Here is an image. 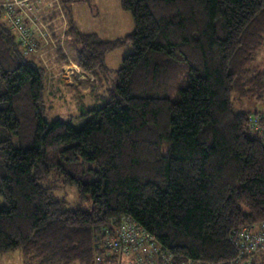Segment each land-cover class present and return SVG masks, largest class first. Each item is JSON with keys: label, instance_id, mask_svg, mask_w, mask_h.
<instances>
[{"label": "trees", "instance_id": "obj_1", "mask_svg": "<svg viewBox=\"0 0 264 264\" xmlns=\"http://www.w3.org/2000/svg\"><path fill=\"white\" fill-rule=\"evenodd\" d=\"M10 1L0 0V256L95 264L107 228L131 216L175 264H230L235 232L264 220V0H121L135 28L112 40L80 30L71 4L85 0H53L46 16L27 9L32 49ZM44 28L48 56L92 74L93 89L112 82L82 101L80 128L46 114ZM127 46L111 70L107 55ZM52 172L90 208L44 186Z\"/></svg>", "mask_w": 264, "mask_h": 264}, {"label": "rangeland", "instance_id": "obj_2", "mask_svg": "<svg viewBox=\"0 0 264 264\" xmlns=\"http://www.w3.org/2000/svg\"><path fill=\"white\" fill-rule=\"evenodd\" d=\"M28 2H31L30 4H33V7L35 6L34 9L38 7L36 11H42L41 16H46L52 12L53 0H28ZM71 7L74 17L76 15L77 25L85 33L94 32L104 40H112L134 31V17L131 12L122 8L121 0L75 1V3L71 4ZM59 14L61 16L59 19L57 18L56 22L62 33L58 34H61V37H63L64 30L67 28V15L63 7H61ZM62 19L63 21L61 22ZM41 21L44 24L46 23L45 20L41 19ZM39 25L40 27L44 26L41 23ZM43 31V46L42 44L40 45L42 46L40 49L43 51L41 56L49 66L48 87L45 92L46 114L50 119H54L57 116L66 120L70 119L76 127L80 128V126L84 125L90 119L88 113H83L82 101L87 105L93 104L97 99V94L105 89L107 91L106 93H108L109 87L107 86H111L112 82L108 79L104 80L101 87L93 89L94 76L92 74L85 73L79 65L75 68L73 65L75 63L74 61H69L68 63L65 61L62 63V61L58 60V54L56 52L53 57L48 56L47 54L52 51L49 47L53 43H51L45 28ZM52 42L55 43V41ZM62 43L69 57L73 58L75 56V48L69 42L67 43L66 40ZM54 48L55 46L53 50ZM133 50V46L112 50L106 57L107 65L111 70L115 71L123 65V57ZM263 55L264 50L259 54L260 60L264 58ZM70 68L75 69V74L71 79L67 76L68 73L70 74L68 72ZM42 184L44 186H52L56 190L57 195L64 196L63 198L67 200L68 206L70 207L80 206L89 209L91 206V202L80 199L78 189L73 185L66 184L63 177L59 176L57 172H52L42 181ZM131 261L132 258L128 256L121 258V264H131ZM0 264H25V262L21 251L16 250L15 252H6L1 255Z\"/></svg>", "mask_w": 264, "mask_h": 264}, {"label": "built area", "instance_id": "obj_3", "mask_svg": "<svg viewBox=\"0 0 264 264\" xmlns=\"http://www.w3.org/2000/svg\"><path fill=\"white\" fill-rule=\"evenodd\" d=\"M9 5L13 28L19 32V36L26 46L32 49L37 40L35 31L23 22L28 16L27 9H33V4H27V0H13L9 2ZM18 11H21V14L15 15ZM73 65L77 68L75 63ZM68 72L70 74L68 73L67 76L71 79L75 74V69L70 68ZM119 221L118 226L107 228L105 237L98 244L95 264H121V258L126 256L132 258L131 264H175L172 253L164 249L152 234L140 226L137 220L131 216H124ZM233 239L238 254L230 264H255L256 259L264 255V220L237 230ZM179 264L210 263L190 258L179 262Z\"/></svg>", "mask_w": 264, "mask_h": 264}, {"label": "crops", "instance_id": "obj_4", "mask_svg": "<svg viewBox=\"0 0 264 264\" xmlns=\"http://www.w3.org/2000/svg\"><path fill=\"white\" fill-rule=\"evenodd\" d=\"M52 7H53V6H52ZM75 18H76V15H75ZM56 20H57V18H55L53 24L56 22ZM57 25H58V23L56 22V26H57ZM57 28H59V27L57 26Z\"/></svg>", "mask_w": 264, "mask_h": 264}]
</instances>
